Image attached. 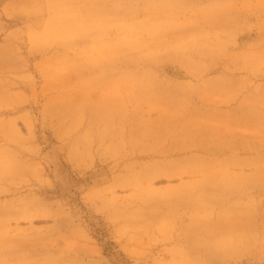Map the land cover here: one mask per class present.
<instances>
[{
  "label": "rangeland",
  "instance_id": "obj_1",
  "mask_svg": "<svg viewBox=\"0 0 264 264\" xmlns=\"http://www.w3.org/2000/svg\"><path fill=\"white\" fill-rule=\"evenodd\" d=\"M0 264H264V0H0Z\"/></svg>",
  "mask_w": 264,
  "mask_h": 264
}]
</instances>
